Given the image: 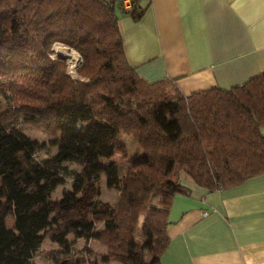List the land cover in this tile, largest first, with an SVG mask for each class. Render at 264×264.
I'll use <instances>...</instances> for the list:
<instances>
[{
  "label": "trees",
  "instance_id": "obj_1",
  "mask_svg": "<svg viewBox=\"0 0 264 264\" xmlns=\"http://www.w3.org/2000/svg\"><path fill=\"white\" fill-rule=\"evenodd\" d=\"M144 11L121 0H0V264H35L45 239L62 253L49 255L53 264H161L172 199L188 192L182 175L213 191L264 173V73L187 96L171 79L144 80L120 27ZM55 43L80 56L77 79ZM20 121L52 139L27 135ZM120 133L138 149L119 171L104 159ZM102 172L114 204L99 198ZM68 178L96 194L80 204L68 191L52 214L51 194ZM71 234L86 243L77 248Z\"/></svg>",
  "mask_w": 264,
  "mask_h": 264
},
{
  "label": "crops",
  "instance_id": "obj_2",
  "mask_svg": "<svg viewBox=\"0 0 264 264\" xmlns=\"http://www.w3.org/2000/svg\"><path fill=\"white\" fill-rule=\"evenodd\" d=\"M120 19L127 58L148 82L185 96L231 88L264 73V0H138ZM161 264H264V173L213 191L181 177ZM207 212L206 215H203Z\"/></svg>",
  "mask_w": 264,
  "mask_h": 264
},
{
  "label": "rangeland",
  "instance_id": "obj_3",
  "mask_svg": "<svg viewBox=\"0 0 264 264\" xmlns=\"http://www.w3.org/2000/svg\"><path fill=\"white\" fill-rule=\"evenodd\" d=\"M138 0L135 1V3ZM53 56H61L64 57L66 64H67V73L70 77L77 79V75L75 73V70L80 62V56L71 48H68L65 45H62L60 43H55L53 45ZM52 56V55H51ZM52 56V57H53ZM20 128L24 133L27 135L37 138L40 141L47 140L51 136L48 134L47 131H44L41 126H38L36 124H28L25 122L20 121L19 123ZM52 138H50L51 140ZM116 147H114V151L111 155H109L106 159H104L105 162L113 160L116 165L119 167L118 170L126 169L128 166L131 165L132 160L134 159L135 153L137 152V145L134 140L131 139L130 136H126L124 134H119L117 137ZM118 145V147H117ZM56 150V147H50L46 148L45 152H40L38 154V157H44L45 154L51 155L54 154ZM71 167L79 169L76 165H72ZM183 176V175H182ZM101 192L99 195V198L102 201L108 202L110 204L116 203V199L118 197L117 191L114 187V181L113 180H107L106 173H101ZM3 182V178L0 177V184ZM68 191L75 192V194L80 197L82 200L80 204H84L86 199H91L93 195H95L96 190L95 187L87 183L84 180H76L72 178L64 179V181L60 182L55 191L51 194L50 197V205L52 209V214L55 213V208L57 207V204L61 197L64 196V194ZM6 226L12 227L13 225V218L11 216H8L5 218ZM70 240H73V245H75L77 248L81 247L84 243H86L85 238H77L74 237L72 234L68 236ZM91 248L98 250L99 252L102 250L101 246H99L96 242H89ZM54 258H59L62 256L61 251H59L58 245L55 243H52L51 241L45 239L42 243V247L39 251V253L35 256L34 262L35 264H53V261L49 258V255H51Z\"/></svg>",
  "mask_w": 264,
  "mask_h": 264
},
{
  "label": "built area",
  "instance_id": "obj_4",
  "mask_svg": "<svg viewBox=\"0 0 264 264\" xmlns=\"http://www.w3.org/2000/svg\"><path fill=\"white\" fill-rule=\"evenodd\" d=\"M136 0H121L122 7L125 11H130L133 8V5ZM207 212H204L203 215H206Z\"/></svg>",
  "mask_w": 264,
  "mask_h": 264
}]
</instances>
